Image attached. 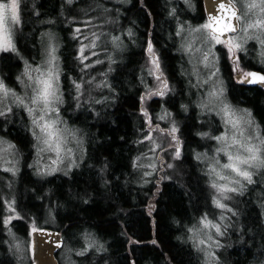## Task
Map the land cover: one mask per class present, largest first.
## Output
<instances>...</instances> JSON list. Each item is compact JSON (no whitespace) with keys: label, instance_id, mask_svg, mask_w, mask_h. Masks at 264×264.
<instances>
[{"label":"trees","instance_id":"obj_1","mask_svg":"<svg viewBox=\"0 0 264 264\" xmlns=\"http://www.w3.org/2000/svg\"><path fill=\"white\" fill-rule=\"evenodd\" d=\"M88 1L21 0L22 23L15 33L16 48L28 59L37 58L39 33L46 18L55 24L64 108L69 109L66 111L69 121L85 135V154L66 175L36 176L27 165L31 140L25 128L11 124L6 130L0 129L20 152V166L14 182L20 217L10 225L25 238L26 219L31 218V214L39 218L51 213L56 225L45 226L60 230L63 237L74 236L73 241L77 242L81 232L88 230L104 241L105 251L97 258L101 264H197L195 251L185 237V227L210 207L205 172L192 155L194 149L207 147V141L197 135L204 124L196 118L192 106L186 112L181 110V102L188 98L184 95L185 78L180 70V55L173 43L172 18L165 11V0H127L111 7L116 26L110 30L120 32L124 43L119 59L112 63L108 72L107 99L100 98V94L92 97L90 88L86 93L91 97L89 102L85 104L80 98L79 107H74L76 90L72 81L83 80L88 70H82L77 59V35L71 36L75 25L92 23ZM193 2L195 15L189 18L199 21L204 17L202 0ZM87 4V12L72 17L73 10ZM148 40L158 54L161 71L171 88L161 102L175 116L182 139L181 156L174 160L176 170L170 178H160L157 184L152 179L144 178L143 181L133 160L134 155L142 151L141 138L147 131L140 111V96L147 89L145 85L152 84L146 72ZM254 61L242 66L264 71ZM19 63L12 53H0V74L6 82L12 83ZM220 65L228 99L250 107L264 134V90L237 82L223 54ZM96 100L102 102L96 103ZM158 103V98L148 100L147 110L157 108ZM260 175L264 176V170ZM255 200L258 198L253 192L250 199L242 202L238 241L225 250L229 264L264 262V220ZM244 201L252 205L250 212L244 210ZM246 215L250 216V221ZM3 229L0 197V264H17L13 254L1 248Z\"/></svg>","mask_w":264,"mask_h":264},{"label":"rangeland","instance_id":"obj_2","mask_svg":"<svg viewBox=\"0 0 264 264\" xmlns=\"http://www.w3.org/2000/svg\"><path fill=\"white\" fill-rule=\"evenodd\" d=\"M68 2V0H65ZM127 2V0H89L88 4L89 5V10L92 9L90 13V19H91V25L90 22L82 23L79 25H75V32L71 37H74L77 35V37H82V36H88L91 37L93 32H96L100 35V39L97 41V48L94 49V51H97L99 53L98 56L93 57L92 59H101L104 62L102 64H98L93 68L87 69L85 73V77L83 81H88L92 77H95V80H93L92 85H88L85 83L84 85V95H82L80 98L82 102H89V96L86 94L88 90L91 88L92 89V97H96L97 94H100L103 97H106L108 95V92L110 90V87H102V88H97L95 85L97 83H102L105 80L107 81V85L110 86L109 79H108V72L109 69L112 66V62L109 60V56H111L112 60L116 61L120 57V50H122L123 47V36L120 32L113 33L110 28H113L116 26V21L114 18L113 14V9L114 7H117V4ZM234 3H236V7L238 10L241 8L240 3H237L236 0H233ZM87 3V1L85 2ZM88 4L85 7L73 10L74 15L72 16L77 17L81 15L84 12H87L86 9L88 7ZM165 11L167 12L168 16L172 18V27H173V43L175 45L176 50L178 51L180 55V70L182 71L181 73L184 75V95L188 100H184V102H181V110L184 112L187 111V109L192 106L196 118L203 123V129L197 131V135L207 141V147L202 148V149H194L192 151V155L195 158V160H198L196 158V154L200 153L201 154V159L198 161L203 168V171L205 172L206 176V184L209 189V201H210V207L207 211L201 212L199 215H197L194 219L190 221L189 224L186 225L185 227V237L186 239L191 243L194 251H195V256L197 258V264H206V254L205 251L198 250V248L203 249L205 248L204 245H197L194 240L192 239V233L189 232L188 230L190 228H198L200 227L199 221L207 215L209 220H212L215 223H220L222 225H227L226 230L222 228V231H224V235L220 237H216L215 233L212 232V235L215 239L219 240L220 247H213L212 251L215 253L216 259V264H229L227 262V255H225V250L230 247L232 244H236L238 241L237 238V233H238V226L240 222V215L242 214V202L243 200H246V198L250 199L251 193L254 192L255 198L258 200L257 201V207L259 210V215L264 220V176L260 175L261 172H263L264 167L260 168L258 171H255V175L253 176V180L255 181L253 184H247L245 183V188L242 190L241 193H228V195L231 197L230 200L224 201L232 210L236 213L235 215H232L230 212H222L220 209L216 208L215 205L212 203V197L216 195L215 190L210 187L211 181L216 179L215 176L209 177L206 173L208 172V169L213 166V161L214 159H219L220 163H227V157L223 153H217L216 149L220 147V145L214 140L211 139L210 137L212 136H217L221 135L225 132V125L223 123V120L221 119L220 116L216 115V111H211L209 112L208 110L204 109L202 110L199 108L197 105L200 103L201 99L206 98L207 92L210 90V85L209 84H204L199 87H193V84L196 83L197 81V75L194 74V66H195V72L199 74V79L200 80H205L208 79L209 74L213 71L216 72V75L212 77L213 82H218L220 86L223 87L224 93H225V98L227 102H229L234 108L236 109H247L248 112L251 113V120L253 121V124L251 126L241 124V128L244 129V135L247 136H255L257 131L259 132V135L264 138V134L261 131V126L257 119L254 117L252 110L248 106L244 105H239L236 103L231 102L226 94V80L225 76L223 75V71L220 65V56L223 54L227 61L229 62V67L231 70V73L238 72V71H245L248 68L242 66V64H247V62H252L255 60V64H259L263 69H264V47L259 45L255 40H250L248 41L247 45L245 46L246 51H240L237 53L239 56V65L238 68L234 64L233 60L230 58L229 55H227V49L223 46V44H216L213 51L216 54V59L214 65L209 68L205 67L203 63L200 62V56L201 53L196 52L195 49L199 47L201 49V52H203L207 48V44L203 43L202 37L204 33H192L191 36L189 37L192 40L193 43V53L189 54L186 53L182 48H181V43L184 40V37L188 35L187 31L182 34V36L177 37L175 35L176 30L180 24H184L187 27L191 28H196L199 27L205 23H208L207 18L204 16L201 18L199 21H193L189 16L195 15V7H194V2L193 0H165ZM112 7V8H111ZM173 9H175V14H173ZM94 11V12H93ZM188 13V14H187ZM188 15V16H186ZM50 22V23H49ZM52 20L46 18V23L42 30L39 33V55L37 58L34 59H28L25 56H23L16 48L15 51H7L12 53L14 56H17L18 59L20 60L19 67L18 69L13 72V81L12 83L6 82L2 75L0 74V78H2L5 82V84L9 87L14 89L19 95L25 96V99L27 100L29 97L33 95L32 88L27 87L29 82L26 77L22 76V73L24 71L25 67V61H27L28 64H30L33 68L35 67H41L42 71L47 70V65L45 64L46 60V52H45V46L47 43V36L45 35L46 33H51L55 34L56 36V42L59 47V36L58 32L56 30L55 24H51ZM17 27L14 28V38H15V33L17 32ZM79 28L81 29V32H77L76 29ZM228 35H235L234 33H229ZM113 36H118L120 38L119 44L120 47H115L112 42H111V37ZM78 40V39H77ZM85 44L88 43L87 40L84 41ZM148 43H151L150 40L147 41L146 46H145V51L147 49ZM152 44V43H151ZM104 45V46H102ZM80 48V43L78 42L77 44V53L78 49ZM154 48V47H153ZM3 51H0V53ZM56 55L59 57L58 51ZM154 55L158 57V54L156 50L154 49ZM159 58V57H158ZM210 60H212V57H210ZM59 65V74H60V61H57ZM88 63H91V61H88ZM146 72L148 74L149 69H154V65L151 63L150 60V54L147 53L146 51ZM160 64V61H159ZM161 69V66H160ZM236 69V70H234ZM162 70V69H161ZM106 74V75H105ZM35 75V74H34ZM148 76L152 80V84L148 86V88H153L157 85H159V81L155 80L153 75ZM17 77H20L21 79L24 80V84L20 83V80L17 79ZM99 77V78H98ZM59 85H60V91L62 92L61 88V83L59 80ZM35 86V85H33ZM74 88V87H73ZM75 89V88H74ZM169 91H171V88L169 86ZM147 92V89L142 93L140 96V111L142 113V109L147 110V102L148 100L152 98H158L159 103L157 108H154L153 110L148 111L152 118V126L155 127V125H159V128L161 129H170L172 126V123L174 122L178 128V122L175 119V116L172 115L170 110H167L166 105L164 102H161V99L165 98L164 97H158V96H153L149 99L141 100L142 96H145ZM102 93H105L102 95ZM77 95V93H76ZM12 98L9 97L6 103L11 104ZM161 102V103H160ZM79 101L75 99L74 101V107H77V104ZM86 104V103H85ZM65 103L62 105H59L60 108V117L62 121L66 122V125L69 129H76L78 130L77 132V139H73L71 135L67 136V142L62 145L63 152L61 155L64 157V162L59 163L57 165L52 164V160L56 159V153L54 151H44L37 155V147H43V145H38L37 141L35 140L33 136V131L34 126L32 125L31 118L28 116L27 112L23 107H17L15 105H12V112L9 113L6 116H0V129L6 130L7 126L11 124L15 125H21L25 130L27 131V134L31 140V150H30V155H29V160L27 162V165L31 168L33 173L36 176H47L51 175L48 174L47 171H44L43 174H41V170L46 169L48 166L51 167H57L58 170L52 174L55 173H60V174H68L69 171H71L74 167L69 168L70 164V159L67 156V151L68 149L72 150V156L71 159L75 160L76 165L80 163L81 160H83L84 154H85V135L83 131L76 126L75 124L71 123L69 121V117L66 116V111H68V108H64ZM183 105H186L185 107H182ZM71 109V108H70ZM75 110V109H74ZM166 113H170L171 115H166ZM239 114V113H238ZM39 115V113H37ZM144 116V115H143ZM164 116L165 119H159V117ZM15 119V120H14ZM145 121L147 118L144 116ZM65 125L62 123L58 125V127L63 128ZM258 126V128H257ZM146 133L143 135L141 140L143 141V148L142 151H140L137 155H134V165L135 169L137 168L139 170V173L141 177L145 179H152L155 184L160 181V178H170L173 172L176 170V167L174 166V160L172 158V153L174 151L173 148H169L168 151L162 152V151H157L153 152L150 151L152 148V142L148 141L146 139L148 133L150 132V128L148 124H146ZM38 131V130H36ZM231 131H235L234 129ZM209 133L210 135L208 137H204L201 134L202 133ZM151 135L153 136V139L158 140V142H161L163 144H168L170 137L167 135H161L159 131H153L151 132ZM178 137L181 139V136L179 133H177ZM0 138L3 140L15 145L13 141L8 139L4 133L0 132ZM237 138L239 137V133H237ZM78 141H82V143H78ZM255 143L256 141L253 140ZM6 147V145H0V148ZM230 151H234L235 149H229ZM204 154H207L209 159H204L203 156ZM140 158L137 160V158ZM159 157H162V160L164 164L166 165L167 163H172L173 167L168 168L166 166L161 167V160ZM4 158L7 160L13 161L16 165V174L13 175L11 172H5L3 171L4 166L11 167V165H5L4 164ZM157 158V159H154ZM37 160H40V164L37 165L35 162ZM150 163H155L156 164V169L153 171L150 167H147ZM19 166H20V152L18 151L16 145L15 148L12 149L11 153L7 152H0V197H1V202H2V222L4 225V229L2 233L4 234L3 238H1V248L2 250H7L11 252L16 259L17 264H33L31 261V241H30V230L32 228V223L33 221L35 222L36 226H41V225H52L55 224V219L51 213H47L45 216H41L39 218H35L34 214H31V218L26 219V224L28 226L27 234L24 237L20 236L17 232H15L12 227L11 223L15 220L12 219L10 223H7V219L9 216L14 215L13 212H11V208L14 207L16 210V213H18L17 208H16V202H15V193H14V182L17 178V174L19 171ZM217 168L219 170V166L217 165ZM145 172H153L152 175H144ZM224 174L226 175H232L234 176L233 173H231L229 170H224ZM218 183H226L225 181H218ZM14 201V203H12ZM253 202V200H250ZM244 210L248 209L247 211L250 212L251 209V204L246 203L244 201ZM19 217L20 214L18 213ZM221 215L224 216V220H221L220 217ZM248 221H250V216L246 215L245 216ZM53 226V225H52ZM9 230L11 231L12 234L15 236V240L13 239V236L9 234ZM88 234L92 238H94L97 242L96 246L93 247H88V241L85 239V235ZM63 237V243L62 246L57 250L56 252V258L58 260V264H101V262L97 259L100 254H103L105 251V244L104 241L101 240L100 238L94 236V234L91 231L88 230H83L81 234L79 235V241H73L74 236H68ZM200 238H204L203 235H201ZM22 242V243H21ZM16 244H21V248L17 249L15 247ZM102 245V247H100ZM240 247V245H238ZM85 249H87L85 251ZM83 252L82 255H78V253ZM259 262H251V264H258ZM264 264V262L262 263Z\"/></svg>","mask_w":264,"mask_h":264},{"label":"snow or ice","instance_id":"obj_3","mask_svg":"<svg viewBox=\"0 0 264 264\" xmlns=\"http://www.w3.org/2000/svg\"><path fill=\"white\" fill-rule=\"evenodd\" d=\"M237 3H240L241 8L236 9V3L233 0H223L219 5L221 9L227 10L230 15L227 18V22L223 23L222 27H217L216 25H221V18L216 15L210 16L208 23H205L199 27L191 28L187 27L184 24H180L176 30L175 35L177 37L182 36L186 31L187 36L184 37L183 42L181 43V48L189 54L193 53V43L189 38L192 33H204L202 37L203 43L207 44V48L201 52V49L197 47L196 52L201 53L200 62L205 65V67L211 68L216 59V54L213 51L216 44H223L227 49V55L233 60L234 64L239 65V56L237 55L240 51H246L245 46L248 41L255 40L259 45L264 47V0H236ZM68 3H72V0H68ZM227 6V7H225ZM175 14V9L172 10ZM234 21V22H233ZM21 0H0V51H15L16 45L14 42V28L21 25ZM76 31L79 33L81 29L77 28ZM226 33H234L235 35H226ZM47 43L45 46L46 60L45 64L47 65V70L42 71L41 67L33 68L30 64L25 61L24 71L22 73L23 77H26L27 80L31 83L26 85L27 87L32 88L33 95L27 100L25 96L19 95L14 89L9 88L4 80L0 78V116H6L12 112V105L17 107H23L27 112L28 116L31 118L32 125L34 126L33 136L37 141L38 145H43V147H37V155L44 151H54L56 153V159L52 160L53 165L64 162V157L61 153L64 151L62 145L67 142V136L71 135L73 139H77L76 129H69L66 125V122L62 121L59 113V105L64 103L63 93L60 91V74H59V65L57 61L59 57L56 55L58 51V44L56 42L55 34L46 33ZM100 35L96 32H93L91 37L82 36L78 37V42L80 43V48L78 49L77 59L80 60L82 70H87L93 68L98 64H102L104 61L101 59L93 60V57L99 55L94 49L97 48V41L100 39ZM128 35L131 36V30H129ZM87 40L88 43L85 44L84 41ZM120 38L118 36L111 37V42L115 47H120L119 44ZM147 53L150 54L151 63L154 65V69H149L148 74L153 75L155 80L159 81V85L153 88H148L145 96L141 97V100L149 99L153 96L164 97L169 89V84L166 78L163 76V72L160 69L159 58L154 55V48L151 43H148ZM212 57V60H210ZM109 60L114 63L111 56ZM91 61V63H88ZM236 70V69H234ZM35 74V75H34ZM197 75V81L193 84V87H199L204 84L210 85V90L207 92L206 98L201 99L200 103L197 105L202 110L206 109L209 112L216 111V115L220 116L225 125V132L221 135L212 136L211 139H214L220 147L216 149V152L223 153L228 162L220 163L219 159H214L213 166L208 169L206 173L209 177L215 176L216 179L211 181L210 187L215 190L216 195L212 197V203L216 208L220 209L222 212H230L232 215L236 213L230 208L224 201L230 200L231 197L228 193H241L245 188V183L253 184V176L256 174L254 170H259L264 167V138L259 135L257 131L256 135L245 136L244 129L241 128V124L251 126L253 121L251 120V113L247 109H236L225 98L224 89L219 85L218 82H213L212 77L216 75V72L213 71L209 74L208 79L200 80L199 74ZM106 75V74H105ZM20 80L21 84H24V80L20 77H17ZM240 82L243 83L246 79L249 82H255L257 79L261 82H264V75H258L256 72H242V75L239 77ZM95 77H92L88 81L83 80H73L72 84L76 90V100L79 101L80 97L84 95V85H92ZM35 85V86H33ZM110 87L107 85L105 80L102 83H97L95 87ZM91 89H89V92ZM12 98L11 104L6 103L8 98ZM91 98V97H89ZM106 100L107 97H104ZM96 103H101V100H96ZM79 107V103L77 104ZM185 107L186 105H183ZM39 113V115H37ZM239 113V114H238ZM142 114L147 118L146 124L150 128L146 139L152 142V148L150 151L157 152L162 151L166 152L169 148H173L172 153L173 159H179L181 156L182 142L178 137L177 133L179 129L176 124L173 122L170 129H161L159 125L152 126V118L146 109H142ZM166 115H171L166 113ZM159 119H165L164 116L159 117ZM64 124L63 128L58 127L60 124ZM258 128V126H257ZM235 131H231V130ZM38 130V131H36ZM159 131L161 135H167L170 137L168 144H163L158 142V140L153 139L151 132ZM237 133L239 137L237 138ZM204 137H208L210 134L205 132L201 134ZM253 140L256 142L254 143ZM143 142V141H142ZM82 143V141H78ZM0 145H6V147L0 148V152L11 153L12 149L15 148V145L3 140L0 138ZM229 149H235L230 151ZM67 156L70 159L69 168L77 166L75 160L71 159L72 150L68 149ZM196 158L201 159V154L197 153ZM204 159H209L207 154H204ZM140 158L138 157L137 160ZM157 159V158H154ZM161 160V167L172 168V163L164 164L162 157H159ZM37 165L40 164V160L35 162ZM5 165H11V167L4 166L3 171L11 172L13 175L16 174V165L11 160L4 158ZM219 166V170L217 168ZM135 166V165H134ZM153 171L156 169L155 163H150L147 165ZM58 170L57 167L48 166L46 169L41 170V174L44 171H47L48 174H52ZM224 170H229L232 175L224 174ZM153 172H145L144 175H152ZM218 181H225L226 183H218ZM14 203V201H12ZM11 212L14 215L9 216L7 223H10L12 219L19 218L18 213L14 207H12ZM221 220H224V216L221 215ZM200 227L190 228L188 231L191 232L192 239L197 245H204L205 248L198 250L205 251L206 254V264H216V257L213 247H220L218 239H215L212 235V232L215 233L216 237L224 235L222 228L226 230L227 225H222L220 223H215L212 220H209L207 215H205L199 221ZM32 232L42 231L38 229L35 222L32 223ZM9 234L13 236L14 234L9 230ZM203 235L204 238H200ZM86 241H88V247H93L97 245V242L94 238L85 235ZM22 243V242H21ZM17 249L21 248V244H16ZM102 247V245H100ZM87 249H85L86 251ZM83 252L78 253L82 255Z\"/></svg>","mask_w":264,"mask_h":264},{"label":"water","instance_id":"obj_4","mask_svg":"<svg viewBox=\"0 0 264 264\" xmlns=\"http://www.w3.org/2000/svg\"><path fill=\"white\" fill-rule=\"evenodd\" d=\"M223 0H202L204 15L209 22L210 16L216 15L221 18V25H216L217 27H222L223 23L227 22V18L230 13L221 9L219 5ZM227 7V6H225ZM238 10V8L236 7ZM234 22V21H233ZM229 33H226L228 35ZM248 71L256 72L258 75H264L263 71L258 69H249ZM247 71V72H248ZM242 75V72L238 71L234 73V78L240 81L239 77ZM245 85H264V82L259 81L258 79L255 82H249L246 79L243 82ZM42 229V231L32 232L30 230V241H31V261L33 264H58L56 258L57 250L62 246L63 236L60 230L41 225L37 227Z\"/></svg>","mask_w":264,"mask_h":264},{"label":"flooded vegetation","instance_id":"obj_5","mask_svg":"<svg viewBox=\"0 0 264 264\" xmlns=\"http://www.w3.org/2000/svg\"><path fill=\"white\" fill-rule=\"evenodd\" d=\"M205 16V15H204ZM249 69H255V68H248L247 70H245V71H240V72H247ZM258 70H260V69H258ZM262 71V70H261ZM235 73V72H234ZM234 73H232V76L234 75ZM263 73H264V71H263ZM233 78H234V76H233ZM237 82H239V83H241L240 81H238L236 78H234ZM241 84H243V85H245L244 83H241ZM245 86H250V87H260V88H262L263 90H264V85H259V84H254V85H245ZM251 109V108H250ZM252 110V109H251Z\"/></svg>","mask_w":264,"mask_h":264}]
</instances>
